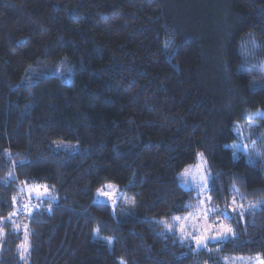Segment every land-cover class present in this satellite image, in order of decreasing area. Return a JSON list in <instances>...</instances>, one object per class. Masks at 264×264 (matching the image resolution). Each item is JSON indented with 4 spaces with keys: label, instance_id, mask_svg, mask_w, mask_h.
I'll use <instances>...</instances> for the list:
<instances>
[{
    "label": "trees",
    "instance_id": "1",
    "mask_svg": "<svg viewBox=\"0 0 264 264\" xmlns=\"http://www.w3.org/2000/svg\"><path fill=\"white\" fill-rule=\"evenodd\" d=\"M249 43L264 72V0H0V264L264 261V167L230 147L251 120L264 137ZM62 59L69 83L33 76ZM199 152L216 206L259 209L196 250L164 223L197 201L178 175ZM110 183L130 212L93 202ZM37 184L53 198L16 214L21 188Z\"/></svg>",
    "mask_w": 264,
    "mask_h": 264
},
{
    "label": "rangeland",
    "instance_id": "2",
    "mask_svg": "<svg viewBox=\"0 0 264 264\" xmlns=\"http://www.w3.org/2000/svg\"><path fill=\"white\" fill-rule=\"evenodd\" d=\"M244 47L245 56L251 70L261 78H264V72L261 63L256 56L255 48L252 43ZM249 54V57H248ZM72 69L67 59L57 62H43L33 70L34 77L55 76L65 83L71 81L70 73ZM262 81V80H261ZM256 121H249L246 124H239L236 127L237 142L230 145L236 155L244 154L251 162H259L264 167V137L263 134L255 129ZM54 148L69 152L79 150L78 143L56 142ZM180 186L184 190H191L197 201L191 206L190 211L182 216H177L168 223H164L165 229L178 236L181 242L193 244L196 250L206 247L209 243H218L226 241L235 236L234 227L231 225V218L240 215L241 219L251 212L259 209V204L251 202H238L233 199L230 204L220 209L216 206L210 196V171L207 160L203 153L197 154L196 162L187 166L179 175ZM111 186V187H109ZM98 190L100 193L98 194ZM53 194L45 184L26 185L21 188L19 195L14 199L15 213L20 206L44 204L43 201L51 200ZM53 202V201H52ZM94 203L108 205L114 212H130L131 198L120 190L116 184H105L98 188L94 194ZM52 204V203H51ZM261 204V203H260ZM31 212L30 209L25 210ZM15 214V215H16ZM24 219V218H23ZM26 221V219H25ZM23 228L25 225L20 224ZM19 226V227H21ZM21 227V228H22ZM231 229V231H227ZM200 241L198 244L197 241ZM27 243L21 245L23 254L27 252ZM263 259L259 256L234 258L221 257L222 264H262Z\"/></svg>",
    "mask_w": 264,
    "mask_h": 264
},
{
    "label": "snow or ice",
    "instance_id": "3",
    "mask_svg": "<svg viewBox=\"0 0 264 264\" xmlns=\"http://www.w3.org/2000/svg\"><path fill=\"white\" fill-rule=\"evenodd\" d=\"M257 115H259V113H257ZM109 187H111V186H109ZM98 194H104V193H100V192H99V190H98ZM227 231H229V232H230V231H231V229H227ZM109 243H111V241H109ZM197 243L199 244V243H200V241L198 240V241H197ZM262 264H264V262H262Z\"/></svg>",
    "mask_w": 264,
    "mask_h": 264
}]
</instances>
